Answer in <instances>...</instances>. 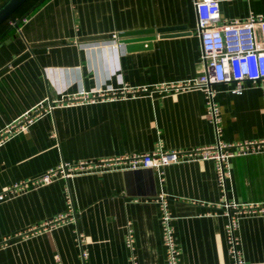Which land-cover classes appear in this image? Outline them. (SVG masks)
Segmentation results:
<instances>
[{"label": "crops", "instance_id": "crops-1", "mask_svg": "<svg viewBox=\"0 0 264 264\" xmlns=\"http://www.w3.org/2000/svg\"><path fill=\"white\" fill-rule=\"evenodd\" d=\"M219 7L218 25L264 16V0H219ZM202 72L192 0H32L5 21L0 264H166L160 192L168 196L180 263L231 264L212 159L162 169L115 164L33 182L63 161L215 142L204 92L161 88ZM242 85L241 93L231 91L233 82L212 85L226 141L264 136V85ZM14 182L25 185L3 195ZM225 187L234 202L264 201V154L232 157ZM235 233L241 258L264 262V212L241 214Z\"/></svg>", "mask_w": 264, "mask_h": 264}, {"label": "built area", "instance_id": "built-area-1", "mask_svg": "<svg viewBox=\"0 0 264 264\" xmlns=\"http://www.w3.org/2000/svg\"><path fill=\"white\" fill-rule=\"evenodd\" d=\"M197 17V28L202 47L203 72L189 81L161 87L165 91H180L186 89H201L206 98V116L213 123L217 139L211 144L194 146L186 149H164L157 145L150 151L141 153L122 154L101 158L98 160H80L77 163L60 162L55 168H50L34 183L49 182L60 175L66 179L78 170L93 167H104L121 164L130 168L164 166L182 159H212L215 163L216 178L222 190L224 201L220 203L223 213L227 215L225 232L228 251L234 258L231 264H264V262H245L240 256L238 238L235 229L238 219L245 213L264 212V201L234 202L226 198L225 179L229 170L230 159L234 156L250 154H264V136L253 139L226 141L219 137V108L214 101L213 84L233 82L232 92L241 93L242 82H258L264 85V16L248 13L244 20H232L218 25L219 0H192ZM25 19H23L24 21ZM113 46H119L116 35H112ZM25 182H14L3 192H15L24 187ZM225 197V198H224ZM160 210V224L162 241L165 246L166 264L180 263L179 247L174 236L172 214L168 206V196L162 192L156 195ZM219 206V205H218ZM69 209L71 203H68ZM61 218L48 221L54 224ZM126 243L131 245L132 234L128 230ZM82 255H85L82 250Z\"/></svg>", "mask_w": 264, "mask_h": 264}, {"label": "water", "instance_id": "water-1", "mask_svg": "<svg viewBox=\"0 0 264 264\" xmlns=\"http://www.w3.org/2000/svg\"><path fill=\"white\" fill-rule=\"evenodd\" d=\"M27 0H5L0 5V25L6 21L7 19L11 18L14 12L20 8ZM158 30L157 32H159ZM139 39V38H138ZM137 40V39H131ZM127 39H123L122 42H126Z\"/></svg>", "mask_w": 264, "mask_h": 264}, {"label": "trees", "instance_id": "trees-1", "mask_svg": "<svg viewBox=\"0 0 264 264\" xmlns=\"http://www.w3.org/2000/svg\"><path fill=\"white\" fill-rule=\"evenodd\" d=\"M32 0H27L20 8H18L15 12H14V14H13V16L11 17V18H9V19H12V18H14L15 16H16V14H17V12L20 10V9H22L23 7H25L26 5H28L30 2H31ZM36 6V5H35ZM35 6H33V9L35 8ZM9 19H7V20H9ZM6 20V21H7ZM5 22V21H4ZM3 22V23H4ZM3 23L0 25V27L3 25Z\"/></svg>", "mask_w": 264, "mask_h": 264}]
</instances>
